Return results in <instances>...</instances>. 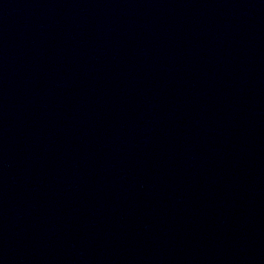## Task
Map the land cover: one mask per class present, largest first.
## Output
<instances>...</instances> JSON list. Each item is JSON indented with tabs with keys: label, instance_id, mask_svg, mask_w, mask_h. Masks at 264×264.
Here are the masks:
<instances>
[{
	"label": "water",
	"instance_id": "obj_1",
	"mask_svg": "<svg viewBox=\"0 0 264 264\" xmlns=\"http://www.w3.org/2000/svg\"><path fill=\"white\" fill-rule=\"evenodd\" d=\"M0 264H264V0H0Z\"/></svg>",
	"mask_w": 264,
	"mask_h": 264
}]
</instances>
